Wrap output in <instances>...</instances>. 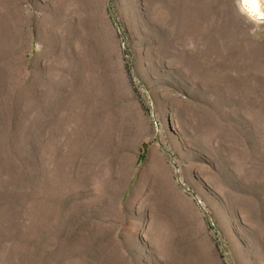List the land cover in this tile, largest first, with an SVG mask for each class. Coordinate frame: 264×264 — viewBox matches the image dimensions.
<instances>
[{
    "label": "rangeland",
    "instance_id": "rangeland-1",
    "mask_svg": "<svg viewBox=\"0 0 264 264\" xmlns=\"http://www.w3.org/2000/svg\"><path fill=\"white\" fill-rule=\"evenodd\" d=\"M0 264H264V27L0 0Z\"/></svg>",
    "mask_w": 264,
    "mask_h": 264
},
{
    "label": "clouds",
    "instance_id": "clouds-1",
    "mask_svg": "<svg viewBox=\"0 0 264 264\" xmlns=\"http://www.w3.org/2000/svg\"><path fill=\"white\" fill-rule=\"evenodd\" d=\"M234 7L253 30L264 27V0H234Z\"/></svg>",
    "mask_w": 264,
    "mask_h": 264
}]
</instances>
